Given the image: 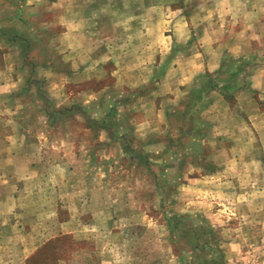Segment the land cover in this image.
<instances>
[{
    "label": "rangeland",
    "instance_id": "rangeland-1",
    "mask_svg": "<svg viewBox=\"0 0 264 264\" xmlns=\"http://www.w3.org/2000/svg\"><path fill=\"white\" fill-rule=\"evenodd\" d=\"M10 1L0 0V5L5 8ZM147 1L23 4L30 21L50 28L48 44L62 55L67 69L76 72L87 63L83 74H72L63 86L62 73L39 65L33 71L29 66L19 70L17 51H0V59L5 53L16 69L2 70L0 83L19 90V74L33 81V92L23 93L22 101L24 113L31 114L29 124L37 125L33 128L41 153L43 145L56 146L51 161H41L39 176L17 196L22 210L18 203V222L12 225L19 228L20 219V231L0 236V264H264V109L257 110L263 99L238 87L210 92L212 101L202 115L213 123L203 140L213 154L211 170L186 166L178 179L181 163H169L163 174L157 166L151 173L125 147L129 141L137 151L149 133H162L163 110L183 97L185 76L195 79L212 72L203 63L217 60V54L239 56L247 46L243 69L238 61L225 59L220 75L241 68L248 80L254 69L255 84L264 92V1L255 4L262 14L257 20L241 0ZM119 9L123 14L117 16ZM147 35L160 52L135 56L136 49L122 50L125 44L137 48ZM175 40L184 52L175 57L177 63L169 60L163 75L156 74L149 85L155 63ZM187 42L193 47L188 54ZM242 72L239 87L245 86ZM112 98L129 120L102 127L96 118L109 110ZM247 113H253L248 124ZM116 126L118 132H113ZM64 139L71 140L70 147H63ZM149 147L153 165L170 162L165 153L158 154L159 145ZM169 220H179L178 234L189 225L201 226L200 241L182 231L185 239L175 240Z\"/></svg>",
    "mask_w": 264,
    "mask_h": 264
},
{
    "label": "crops",
    "instance_id": "crops-1",
    "mask_svg": "<svg viewBox=\"0 0 264 264\" xmlns=\"http://www.w3.org/2000/svg\"><path fill=\"white\" fill-rule=\"evenodd\" d=\"M26 1L27 0L18 1L19 2L18 25L16 24V20L14 22L10 20L2 22L0 19V49H1L0 51H4L5 49L4 47L10 48V50L17 51L18 54H16L15 57L19 58V70L20 68L29 66L32 67L31 71H33L34 67L39 65L41 68L45 70H51L53 73H62L65 81L63 86H65L67 81L69 82V80L73 79L72 74L74 73L83 74L84 72L83 68H86L85 64L87 62L79 66L78 71L76 72H74L75 70H73L72 67L67 69L66 68L67 64L64 62L62 55L57 54L55 49L50 47L48 44L49 37H47V35L49 34L50 28L48 26L39 27L37 23L30 21V17L27 16L26 14L27 10L25 9V7H23V4H25ZM112 1H116V0H112ZM117 1H121V0H117ZM145 1L148 2L147 0ZM158 1L173 2L174 0H158ZM241 1L246 2L247 6H249V8L251 9V17L252 16L255 17V20L262 17V14L260 13L261 8L256 6L255 4H258V2L264 0H241ZM41 7L43 6L40 5L36 9H40ZM0 9L3 10L1 16L3 15L5 16V13L9 11H14L12 5H6L5 8H2V6L0 5ZM119 12L122 13L121 9L114 12V14L119 16L118 15ZM15 25L16 28H14L13 31V29L10 27ZM97 28H100V26H97ZM251 30H253V28H251ZM16 33L19 34V42L12 39L13 38L12 36L15 35ZM203 35L201 36L203 37ZM150 37L151 36L149 35L145 36L144 41L142 43H139V46L137 48H135L134 44H127V45L125 44L122 50H126L129 53L131 50L136 49L135 56H137L138 52L148 53L157 50L158 52H160L162 48L159 47L156 48L155 45L151 43ZM184 46H188L187 54L189 49L193 51L191 42H187ZM246 51H247V46H244L243 50L238 53L239 56L233 55L235 58L242 59L243 61L242 69L247 61L246 59L247 56L245 54ZM183 52H184V48L182 47V43L176 40L173 41L168 52L165 54V58L161 60L160 57V60L157 63H155L154 65L155 69L153 70L152 74L149 76L147 83L151 85V83L156 80V76H157L156 74H158L159 77L162 76L163 75L162 68L168 67L167 62L169 60H173L178 54L180 53L182 54ZM5 55L6 54L4 53V55L2 56L4 60H2V58L0 59V73L2 70L7 71L9 73L11 71L14 73L16 71L15 65L14 63H12L13 66L11 67L12 64L9 62L11 60L10 58L7 59V57L9 56L7 55L5 56ZM219 55L220 54H217L218 56L217 60L212 59L211 62H209V59H207L206 62L203 63V65L204 66L206 65V68L209 69L210 71H215L219 69L222 66V60H223L222 58L224 56L223 55L222 57H220ZM179 57H183L181 58V61H184V56H179ZM190 57L191 58L197 57V54H191ZM175 61L177 63L178 57L175 58ZM144 63L145 62H143V65ZM149 63L151 62L149 61ZM251 66L258 67L259 64L256 65L253 64ZM157 67H159V69H156ZM254 71H255L254 69L251 71L250 73L251 75L248 77V80H246L244 77L246 73V69L243 71L244 72L243 79L245 86L239 87V85L242 83V75L239 81L237 78H235L232 81V83L235 82V88L238 87L240 92L243 91V93L248 92V93L256 94L258 99L260 100L263 99L264 101V92L260 90V88L262 89L263 86L260 87L258 84H255L254 78L252 77ZM29 76H24L23 74L21 76V74H19V90L14 88V86H9L10 83L7 84L0 83V236H11L12 234L19 233L21 226L20 219H19V224L17 223V226H19V228L12 225L14 222H18V215H17L18 203H19V211L22 210V206L20 205V200L18 201L17 196H21V194H23L24 192L25 187H28L27 184L29 182L32 183L33 180L35 181V179L39 176L38 174L41 170V166H40L41 161L44 159L51 161L49 159L50 155L55 154L54 150L56 146L53 144L47 145L46 146L47 150H45L46 148H44L45 146L43 145V153L45 154L46 151L48 153L46 156L43 153H41L40 150L42 146L40 140L39 138H37L38 136L35 135L36 132L34 133V131L37 129L33 128V127H37V125L29 124L31 114L24 113L27 105H24L25 103L22 101L23 100L22 94L33 92L32 87L30 86L31 84H33V81L29 78ZM193 77L185 76L186 80L184 82L186 83L185 85H183V87L181 86V90H183L182 94H185L188 87L196 81L195 80L196 78L194 79ZM213 91L215 92V89H213ZM18 94H19V100L16 99ZM30 96L33 97L34 95L31 94ZM103 98L104 95L102 94L101 99ZM45 99L47 98L45 97ZM211 101L212 100L210 99V102L206 106H208L211 103ZM178 102L171 105H176L178 104ZM167 107L168 106H166L163 110V122L165 125L163 126L162 133H165L167 131L166 130L168 125V117L166 110ZM263 109H264V102L262 109H257V110L262 111ZM68 112H70V109H68ZM251 115H253V113L246 114L245 117L246 124L249 123V120L251 119L250 118ZM212 127H213V123L211 122L210 133L212 131ZM62 144L63 147L65 146L70 147L71 140L64 139ZM60 147L61 146L59 145V153L62 152V148ZM51 150L53 152H51ZM207 150L209 151V157L214 162L213 154L211 153V149L209 145H207ZM168 160L170 162H166V163H164L161 160L162 162L159 165H153V164L146 165L145 162L142 163L143 166H145L147 170L150 171L151 173L153 171L152 167L157 166L158 169H161L160 172H162V174L165 168H167V170L165 171H168V169L170 168L169 163H181V167L179 171L180 173H178L179 177L177 175L178 179L179 178L182 179L184 175V169L186 166L200 167L198 165L189 163L190 160L187 158L182 159L183 162L180 159L173 160L172 157H169ZM66 163H68V161H64L63 165L66 166ZM5 229H6V233H4Z\"/></svg>",
    "mask_w": 264,
    "mask_h": 264
},
{
    "label": "trees",
    "instance_id": "trees-1",
    "mask_svg": "<svg viewBox=\"0 0 264 264\" xmlns=\"http://www.w3.org/2000/svg\"><path fill=\"white\" fill-rule=\"evenodd\" d=\"M18 1L19 0H13V2L10 1V4H16L17 8L14 9V11L5 13V17H8V20L13 22L16 20L17 25L19 22ZM10 28H12L14 31L16 25L11 26ZM12 37V39L19 42L18 33H16ZM225 59H230L232 62L238 61L239 66L242 68L241 58H235L232 56L228 57L225 55L222 60V66L219 69L212 72L200 74L198 77H196V81L188 87L186 93L183 95L178 104L169 105L167 107V131L165 133H160V135L152 133L149 134L147 137V143L144 146L140 145L137 151L135 150L133 143L127 141L128 144L125 147L128 152L136 153L135 155L139 162H145L146 165H151L153 163L151 160L153 150L149 146L152 144H157L161 149V154L158 153L160 156H163V153H165L168 158L172 157L173 160L180 159L182 162V159L187 158L190 160L189 163L203 166L205 169H208V167H210L211 170V168L214 167V164L209 157L207 145H205L203 142L204 138L207 137L208 134H210L211 122L202 115V111L210 102L209 94L213 89L221 88L225 91H233L235 89V82L232 83V81L237 78L239 72L242 70L241 68H238L227 76H221V71L225 66ZM129 97L130 96H125V99H129ZM105 98L106 97L104 96L103 101ZM111 100L113 102L109 110L104 113V116L102 118H96L97 122H99L102 127H105L104 124H107L109 122L119 123L120 119H128L127 116L119 113V110L116 108V101H114V98H112ZM113 132H118L117 126L115 128L113 127ZM123 134L127 135V132H123ZM127 140L130 139L127 137ZM177 169L178 173H180L179 165H177ZM178 222L179 220H169V225L172 231L175 233V240L176 237L178 238V236L184 238V235L180 234L182 231L190 234L192 237H195L194 239L196 241H200L203 233V231H200L201 226H197V224H195L196 226L189 225L187 227H184L183 229H180L181 231L178 234V228L176 225ZM195 228H198L199 230L197 233Z\"/></svg>",
    "mask_w": 264,
    "mask_h": 264
}]
</instances>
